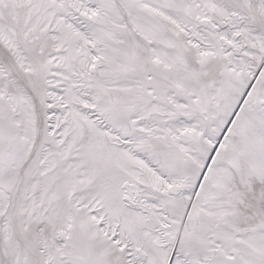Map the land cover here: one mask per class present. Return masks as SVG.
<instances>
[{"label": "snow or ice", "instance_id": "1", "mask_svg": "<svg viewBox=\"0 0 264 264\" xmlns=\"http://www.w3.org/2000/svg\"><path fill=\"white\" fill-rule=\"evenodd\" d=\"M0 264H264V0H0Z\"/></svg>", "mask_w": 264, "mask_h": 264}]
</instances>
